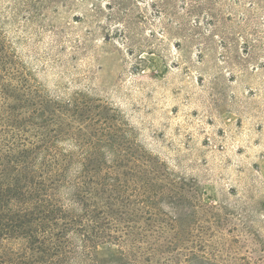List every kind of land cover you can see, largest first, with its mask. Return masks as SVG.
Instances as JSON below:
<instances>
[{
  "label": "rangeland",
  "instance_id": "1",
  "mask_svg": "<svg viewBox=\"0 0 264 264\" xmlns=\"http://www.w3.org/2000/svg\"><path fill=\"white\" fill-rule=\"evenodd\" d=\"M1 84L9 97L0 90V156L7 141L39 146L42 135L71 132L76 141L58 140L39 160L58 170L56 185L72 156L86 157L75 144L102 131L119 153L99 141L89 156L95 170L83 179L91 176L85 182L99 194L96 209L128 194L131 179L143 192L146 178L177 200L158 206L181 214L176 229L191 227L211 261L264 264V0H0ZM39 108L43 119L34 116ZM27 165L26 176L49 182L51 173ZM25 184L18 180L21 192ZM48 232L36 236L50 252L59 246L50 264H164L160 256L133 259L129 240L104 237L77 243L82 252L72 258V247ZM2 236L0 264H37L42 254L29 242ZM183 245L174 252L180 262Z\"/></svg>",
  "mask_w": 264,
  "mask_h": 264
},
{
  "label": "trees",
  "instance_id": "2",
  "mask_svg": "<svg viewBox=\"0 0 264 264\" xmlns=\"http://www.w3.org/2000/svg\"><path fill=\"white\" fill-rule=\"evenodd\" d=\"M0 90L4 96L9 97L6 86L1 84ZM34 113V116L41 119L45 117L43 109H36ZM13 122L18 124L22 131H26L19 126L20 124L17 120L14 119ZM97 133V135L93 136L95 141H88L85 147L81 144H75L81 148L82 155L86 157L80 160V156L71 157L68 155L71 160L67 168H62L63 172L56 174L62 178L56 185L53 184L51 175L58 170L52 171V173L50 170L45 171L44 169H47L46 166L44 167L39 160L45 155H53L55 153L59 148L56 143L58 140L69 138L71 141H73L72 139L76 141L77 139L71 132L67 134L66 131L60 129L58 135L56 133L51 136V140L46 135H42L39 146L31 144L24 137L16 141L14 139L7 141L8 144H5L7 147L6 152L3 157L0 156V236L5 235V237L2 236L1 240L11 238V233L13 232L17 233L18 236L22 237L25 246L29 242L31 248L28 250H31L33 246L36 251L42 254L38 258L36 257L35 261L37 264L52 263L50 254H55L54 252H57L59 248V246H55L50 252V249L46 248L47 246L43 244V241L38 240L39 238L36 234L38 232L45 234L47 230L51 235V239L55 238L54 240L58 241V243H61L62 240L63 246L69 245L72 247V258L79 257V252H82L77 250V243L83 248L86 243L94 239L93 237H104V239L116 242L129 240L133 251V259L142 256L144 261L151 262L155 257L160 256L164 264H216L208 257L209 252L206 251L205 253L206 245L202 238L198 237L197 240L190 239L193 235L191 227L185 231L183 229L182 232H178L176 225L179 224L181 214L178 212V214H175V211H173L174 214L166 212L158 206L159 201H165L172 205L177 200L170 196L168 192L152 191L154 184L146 178L139 179L144 185L143 192H136L133 187L135 179H131V182L124 184L122 190L128 191V194L120 192L118 194L119 197L113 198L110 196L109 199L107 198L103 202V205L107 208L106 210H102L101 206L96 209V205H98L96 199L99 194L87 185L88 182H85L86 180L90 181L91 176L85 180L83 179L86 173H91L95 170V166L89 156L94 153L95 143L99 141L111 145L109 147L114 155L119 153L107 140L108 134L102 133V131ZM16 149L17 151H14L15 156H13L11 151ZM29 153H31V157ZM126 154L128 157H133L131 152ZM28 162L29 166L32 167L31 171H39L41 175L51 173L49 182L34 180L30 174L26 176L24 171ZM144 164L143 162L142 165ZM132 167V169L138 168L137 164ZM11 170L15 171V173L9 178V185L4 186L6 185L3 184L4 181H8L6 180L8 179L6 176H9L7 173H11ZM137 171L141 173L138 169ZM23 177L26 184L23 185L24 189L21 192L20 187L17 185L18 180ZM80 177L82 179H79ZM64 190L67 191L68 201L70 202L67 204L68 206L65 205V209L63 202L57 203V200H66L64 195H61ZM130 192L133 193L131 194ZM148 192H151V194ZM111 199L115 201L114 204L119 206L117 209L110 208V201L108 200ZM136 202H140L142 207H134ZM195 215H197L195 211L185 213L186 220ZM85 221L89 223L86 224L84 223ZM34 222L37 224V231L35 232L29 226L30 223ZM54 226H59L58 232L53 231ZM168 229L173 231L171 236L166 235ZM197 229H202V227L200 226ZM109 230L115 231L114 234L108 232ZM119 230L123 231L124 236L117 234ZM183 232H186L185 237ZM145 233L152 235V242L146 240ZM42 239L45 240V235H43ZM34 241L41 244V246L38 247V244L34 243ZM189 242L193 243L194 246L186 247V243ZM177 244H185L181 246L185 250L183 253L184 262H180L178 256L174 254L178 250ZM25 246L22 248V253L25 251ZM21 263L24 262L20 261Z\"/></svg>",
  "mask_w": 264,
  "mask_h": 264
}]
</instances>
